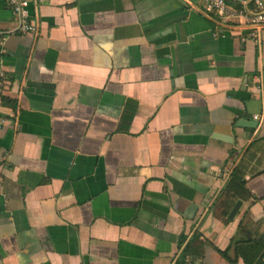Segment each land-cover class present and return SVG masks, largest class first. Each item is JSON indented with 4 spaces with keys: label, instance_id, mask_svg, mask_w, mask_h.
I'll return each mask as SVG.
<instances>
[{
    "label": "crops",
    "instance_id": "crops-1",
    "mask_svg": "<svg viewBox=\"0 0 264 264\" xmlns=\"http://www.w3.org/2000/svg\"><path fill=\"white\" fill-rule=\"evenodd\" d=\"M29 13L36 38L0 0V264H244L234 243L264 238V47L216 37L201 0Z\"/></svg>",
    "mask_w": 264,
    "mask_h": 264
},
{
    "label": "built area",
    "instance_id": "built-area-1",
    "mask_svg": "<svg viewBox=\"0 0 264 264\" xmlns=\"http://www.w3.org/2000/svg\"><path fill=\"white\" fill-rule=\"evenodd\" d=\"M204 12L215 20V36L232 35L241 43L251 42L259 49L264 47V0H201ZM18 32L36 38L38 24L31 19L29 0H6ZM3 50L0 48V57ZM6 77L0 64V93ZM258 116L254 120H258ZM3 122L0 121V131Z\"/></svg>",
    "mask_w": 264,
    "mask_h": 264
},
{
    "label": "trees",
    "instance_id": "trees-1",
    "mask_svg": "<svg viewBox=\"0 0 264 264\" xmlns=\"http://www.w3.org/2000/svg\"><path fill=\"white\" fill-rule=\"evenodd\" d=\"M6 105L10 103L7 99H3ZM244 190V186L240 180L233 179L229 185L228 190ZM234 248L236 258H241L244 264H264V238L258 240H250L246 242H235ZM229 250L219 251V254L226 259L230 264H235V260H231L228 256Z\"/></svg>",
    "mask_w": 264,
    "mask_h": 264
},
{
    "label": "water",
    "instance_id": "water-1",
    "mask_svg": "<svg viewBox=\"0 0 264 264\" xmlns=\"http://www.w3.org/2000/svg\"><path fill=\"white\" fill-rule=\"evenodd\" d=\"M257 125L256 122H247L244 121V120H241L239 121L237 127H240V128H245V127H248V128H253V126L255 127ZM214 139H217L219 141H223V142H231V139L230 138H227V137H224V136H221V135H214L213 137ZM241 207V203L238 202L235 207L233 208L230 216H229V219H233L235 217V215L237 214L238 210L240 209Z\"/></svg>",
    "mask_w": 264,
    "mask_h": 264
}]
</instances>
